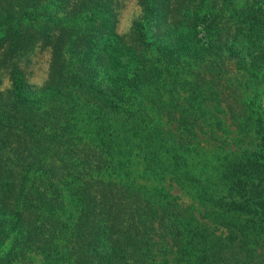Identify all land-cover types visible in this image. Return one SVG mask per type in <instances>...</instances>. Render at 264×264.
Here are the masks:
<instances>
[{"label":"trees","instance_id":"1","mask_svg":"<svg viewBox=\"0 0 264 264\" xmlns=\"http://www.w3.org/2000/svg\"><path fill=\"white\" fill-rule=\"evenodd\" d=\"M137 3L0 0V264H264V0Z\"/></svg>","mask_w":264,"mask_h":264},{"label":"rangeland","instance_id":"2","mask_svg":"<svg viewBox=\"0 0 264 264\" xmlns=\"http://www.w3.org/2000/svg\"><path fill=\"white\" fill-rule=\"evenodd\" d=\"M111 7L113 13L115 14L114 30L118 35H124L128 33L133 22L141 21V11L137 0H113V4ZM48 62V48L41 45H35L33 50L26 56L25 60H22V62H20V65L24 71V76L29 84L40 85V83H42V81L46 77ZM5 78H3L1 89H6L9 86V82L8 80H6L7 78ZM259 96L260 102L261 104H263L262 107L264 109V83L259 86ZM221 119L223 124L220 126L219 130L215 131V134L213 135L214 139L204 138L203 136H200L198 140L201 144L206 146L207 150H215L216 147H219V149L222 151H224V149L232 150L235 148L236 144L233 139L238 140L239 137H241L240 132L228 118V114H223L221 116ZM249 138L252 139L251 133L249 134ZM243 141L246 142L247 139H244ZM244 144L245 143H242V145ZM166 188L172 195L177 196V200L182 204H186L188 202L187 198L182 193V190L179 187L172 185L171 187L166 186ZM260 246H262L263 248V241L260 242ZM257 249L260 250L261 247ZM24 263L40 264V258L37 255L29 253L26 256Z\"/></svg>","mask_w":264,"mask_h":264}]
</instances>
